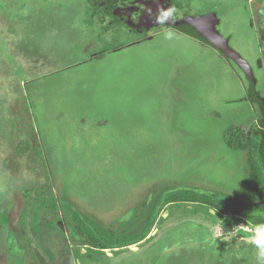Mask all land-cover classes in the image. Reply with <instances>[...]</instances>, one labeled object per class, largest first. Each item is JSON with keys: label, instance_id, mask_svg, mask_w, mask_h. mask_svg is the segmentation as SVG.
<instances>
[{"label": "rangeland", "instance_id": "374dc122", "mask_svg": "<svg viewBox=\"0 0 264 264\" xmlns=\"http://www.w3.org/2000/svg\"><path fill=\"white\" fill-rule=\"evenodd\" d=\"M89 1L0 0V264H264V226L224 233L226 216L198 204L167 205L142 242L121 249L75 234L72 210L120 232L168 186L244 196L246 152L223 135L264 131L233 60L181 36L158 52V41L126 47L86 24ZM171 2L175 21L182 10L217 15L264 100V0Z\"/></svg>", "mask_w": 264, "mask_h": 264}, {"label": "trees", "instance_id": "16d2710c", "mask_svg": "<svg viewBox=\"0 0 264 264\" xmlns=\"http://www.w3.org/2000/svg\"><path fill=\"white\" fill-rule=\"evenodd\" d=\"M86 7L89 13H92L89 7ZM93 18L94 14L92 18H86V24H91L94 27ZM111 51H105V53ZM262 126L264 128V124ZM229 129L237 130L240 142L232 143L225 132L223 135L225 145L233 151L246 152L247 156L249 178L252 185L244 196L236 197L200 187L168 186L160 189L155 194L152 203L147 205V213L142 218V223L137 225L132 222L120 232L105 228L81 212L72 210L70 218L75 234L85 245L97 250L133 246L142 242L150 234L158 216L167 205L181 203L206 206L226 216L221 223L224 233L237 231L242 235H250L258 231L260 227L264 226V131L249 130L244 133L236 127ZM56 203L57 200L54 197L48 198L44 202L52 210L57 208Z\"/></svg>", "mask_w": 264, "mask_h": 264}, {"label": "flooded vegetation", "instance_id": "af4514ba", "mask_svg": "<svg viewBox=\"0 0 264 264\" xmlns=\"http://www.w3.org/2000/svg\"><path fill=\"white\" fill-rule=\"evenodd\" d=\"M94 0L88 2V7L94 14V27L98 31H106L110 37L113 35H121L126 37L130 41L128 46H143L146 44H152L156 41L157 47L153 48V51H159V44L163 45L169 36L177 39L181 37L189 38L193 41H197L194 38L187 36L175 28L165 26L162 23L164 15L168 13L173 19H177V13L173 9V3L171 0L169 3L166 0ZM164 2L165 5H162ZM169 5V6H168ZM182 18L189 15V11H180ZM117 28V33L113 32V29ZM174 33L176 35H170ZM172 36V37H171ZM108 39L109 43H116V40L112 38ZM164 42L163 44L160 42ZM173 56V53H168ZM256 81L254 85V91H256ZM250 88L248 89L249 92ZM257 92V91H256ZM246 93V91H245Z\"/></svg>", "mask_w": 264, "mask_h": 264}, {"label": "water", "instance_id": "95a60500", "mask_svg": "<svg viewBox=\"0 0 264 264\" xmlns=\"http://www.w3.org/2000/svg\"><path fill=\"white\" fill-rule=\"evenodd\" d=\"M160 23L165 26L173 27L177 31L194 38L200 43L217 49L219 52L224 54L226 58L233 60L239 66V68L244 71L249 79V100H253L257 103L264 116V100L257 96L256 92L254 91L255 79L252 74V69L242 58V56H240L230 47L229 40L224 38L217 29V26L219 25V19L217 18L216 14L212 13L195 17L185 16L180 21H175L167 11Z\"/></svg>", "mask_w": 264, "mask_h": 264}]
</instances>
